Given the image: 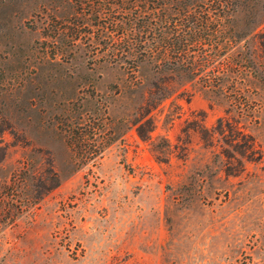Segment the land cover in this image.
<instances>
[{
	"label": "rangeland",
	"instance_id": "rangeland-1",
	"mask_svg": "<svg viewBox=\"0 0 264 264\" xmlns=\"http://www.w3.org/2000/svg\"><path fill=\"white\" fill-rule=\"evenodd\" d=\"M74 2L0 0V187L17 181L24 200L1 225L0 264H264V0ZM199 10L219 31L189 53L228 68L218 85L117 53L135 16ZM160 75L172 93L143 138L132 120ZM223 115L263 149L239 174L222 140L182 132ZM83 147L98 152L84 161Z\"/></svg>",
	"mask_w": 264,
	"mask_h": 264
},
{
	"label": "trees",
	"instance_id": "trees-1",
	"mask_svg": "<svg viewBox=\"0 0 264 264\" xmlns=\"http://www.w3.org/2000/svg\"><path fill=\"white\" fill-rule=\"evenodd\" d=\"M74 3L78 8L83 3V0H75ZM207 10H199L197 17L194 16L193 18L188 13H184L182 18L180 16H169L170 18L168 16H135L132 19L133 24L130 32L125 30L120 32V40L124 42V46L121 45L117 48V53L122 51L124 54L125 52H130L134 55L133 59L135 60L137 58L142 60L148 58L154 61L158 73L170 70L179 72L188 79L199 77L204 81L205 85H218L223 78V73L228 68L221 64L210 63L209 59L206 62H198L193 60L192 58L195 57L189 53L191 41L203 44L207 39H211V36H217L219 31L218 17L215 20L211 19ZM60 23L61 25L56 24L53 27L57 33L66 25L63 21ZM106 25L103 24V27H106ZM80 31L81 28L77 24L74 27V34L71 35L70 44L76 43V40L81 35ZM189 58L190 60H185ZM135 76L137 77L138 75L135 74ZM135 80L134 85L136 83L144 84L142 77H138ZM146 91L145 101L138 106L136 115L132 120L137 132L143 138L150 137L155 128L154 117L151 115L152 110L172 93L168 78L163 75H160L157 80H151ZM203 119L204 117H195L187 120L182 132L188 133L190 129L198 132L207 145H213L215 140H222L220 152L227 159L225 170L228 173L239 174L245 169L247 160L262 159L263 149L261 144L238 120L231 116L223 115L219 116L211 127H208ZM78 125L82 128L79 138L83 139L86 135L83 132L84 124L79 122ZM179 140H182L181 136H179ZM189 141V139H183L181 144L179 143L177 146H180L185 151ZM97 152V148L86 149L83 147L82 158L84 161L88 160L94 157ZM50 179L52 183L46 187L47 190L56 187L60 183V177L53 170ZM16 185L17 181H13L3 183L0 187V230L1 225L7 222L9 218H14L15 209L23 207L24 200L18 198L19 196L15 192ZM30 200L32 199H28V201ZM33 200L35 201V195ZM3 214L4 216H2Z\"/></svg>",
	"mask_w": 264,
	"mask_h": 264
}]
</instances>
